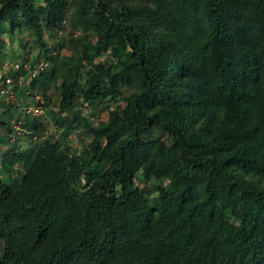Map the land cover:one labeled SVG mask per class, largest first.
<instances>
[{
    "label": "trees",
    "instance_id": "obj_1",
    "mask_svg": "<svg viewBox=\"0 0 264 264\" xmlns=\"http://www.w3.org/2000/svg\"><path fill=\"white\" fill-rule=\"evenodd\" d=\"M67 21L61 55L45 33ZM5 32L40 52L0 71L29 99L66 73L58 127L89 140L1 153L0 264H264V0H0Z\"/></svg>",
    "mask_w": 264,
    "mask_h": 264
},
{
    "label": "rangeland",
    "instance_id": "obj_2",
    "mask_svg": "<svg viewBox=\"0 0 264 264\" xmlns=\"http://www.w3.org/2000/svg\"><path fill=\"white\" fill-rule=\"evenodd\" d=\"M70 20V19H69ZM70 21L64 22L62 24V30L58 32L56 37H51L49 32L45 33V38L49 43V46L54 49V47L60 45L59 51L61 55H70L72 53V45L69 42L70 38H78L81 37L82 34L80 32L73 33L71 27L69 25ZM24 38V46L20 44V41L16 37H9L7 33H3L2 35V48L0 49V63L3 66V70L6 72L13 71L17 65H20L21 61L28 59L29 61H33L34 58L40 52L39 45L35 42V39L31 35H27V33H23L21 36ZM28 53V54H27ZM55 50L52 51L49 55L54 56ZM101 59L95 58V62L99 63ZM30 63H24L26 69L35 68L37 72H42L49 66V61H42L33 65H29ZM67 78V74L64 72H55L54 76L49 82H47L46 90L43 93L38 92L35 95L34 99L26 98L28 95V87L31 84L32 78L27 76L24 78L22 85L19 87V93L14 94L10 99L6 100L9 103L11 108H5V114L1 118V121H5L12 125L13 132L8 134L5 130L1 131V135L3 137H7L10 139L9 144H0V155L11 148H17L21 151L30 149L36 145L42 144L47 138L53 139L55 142H59L63 145V147H69L72 151L81 152L82 151V140L88 142V138L84 137L81 132H69L64 136L62 133L63 128L59 129L57 124L56 117L65 116L64 110H61L60 103L61 97L59 94V85ZM20 90L25 91L23 94H20ZM0 100L3 101L1 98ZM6 103V104H7ZM19 104L21 108L18 111H14L12 105ZM41 105V115L39 116L44 130L39 138L35 139L29 136L24 135L20 129H22V119L24 115L22 113V109L27 106L34 108L36 106ZM115 104H109V106H103L97 110L90 109L87 107H79L78 109L81 111V115L84 121V124L94 123L97 124L99 121H105L114 110ZM18 120V121H17ZM2 175L0 174V178Z\"/></svg>",
    "mask_w": 264,
    "mask_h": 264
},
{
    "label": "built area",
    "instance_id": "obj_3",
    "mask_svg": "<svg viewBox=\"0 0 264 264\" xmlns=\"http://www.w3.org/2000/svg\"><path fill=\"white\" fill-rule=\"evenodd\" d=\"M21 68V65H17L16 68L12 72H16ZM23 69H26V66H22ZM28 70V69H26ZM32 76L37 74V71L35 68L30 73ZM24 81L23 76H19L17 80L14 81V79L10 76L5 75L3 72L0 71V116L5 112V109L2 105V103H7L6 100L10 99L15 94V88L20 87ZM9 105V103H7ZM15 106H19L18 104H15ZM22 111L27 114L31 115L33 117H39L41 115V105L38 104V106L31 108V107H24Z\"/></svg>",
    "mask_w": 264,
    "mask_h": 264
}]
</instances>
